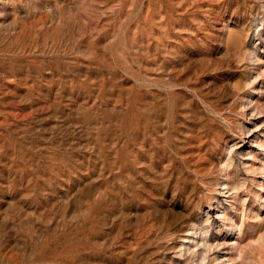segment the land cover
<instances>
[{
    "label": "rangeland",
    "instance_id": "1",
    "mask_svg": "<svg viewBox=\"0 0 264 264\" xmlns=\"http://www.w3.org/2000/svg\"><path fill=\"white\" fill-rule=\"evenodd\" d=\"M0 264H264V0H0Z\"/></svg>",
    "mask_w": 264,
    "mask_h": 264
}]
</instances>
